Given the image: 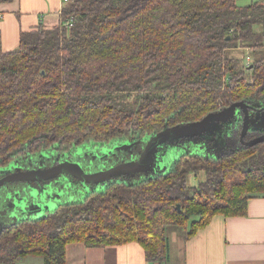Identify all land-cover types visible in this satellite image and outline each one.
Segmentation results:
<instances>
[{"label": "trees", "instance_id": "1", "mask_svg": "<svg viewBox=\"0 0 264 264\" xmlns=\"http://www.w3.org/2000/svg\"><path fill=\"white\" fill-rule=\"evenodd\" d=\"M62 20L23 32L16 49L0 54V167L56 148L139 143L236 102L264 106V54L250 65L229 55L238 46L263 52L264 3L72 0ZM241 130L239 119L238 145L224 155L180 151L161 175L113 182L9 224L0 232V264L29 256L67 264L71 243L132 242L148 262L166 263L170 230L190 238L217 215L246 216L249 200L264 196V141L244 146ZM202 172L204 180L188 183Z\"/></svg>", "mask_w": 264, "mask_h": 264}, {"label": "crops", "instance_id": "2", "mask_svg": "<svg viewBox=\"0 0 264 264\" xmlns=\"http://www.w3.org/2000/svg\"><path fill=\"white\" fill-rule=\"evenodd\" d=\"M71 1L0 2V54L16 49L23 32L59 28L63 9ZM170 232L166 263L148 262L143 247L132 242L106 247L71 243L67 245V264H264V196L249 200L246 216L217 215L190 238H185V230ZM26 261L44 264L40 256H29L22 263Z\"/></svg>", "mask_w": 264, "mask_h": 264}, {"label": "water", "instance_id": "3", "mask_svg": "<svg viewBox=\"0 0 264 264\" xmlns=\"http://www.w3.org/2000/svg\"><path fill=\"white\" fill-rule=\"evenodd\" d=\"M239 119L242 120L240 140L244 146H252L264 141V106L254 107L245 102H236L227 108L205 116L200 121L166 127L163 131L149 136L142 141L145 144L139 151L137 159L121 158L119 161L115 159L108 166L95 165L96 161H93L94 163L92 162L90 167L94 169L89 167L91 170H86L81 162L73 161V159H63L59 162L55 161L52 165H46L45 158L53 159L48 154H42L41 166L37 168L32 167L34 158L28 161H15L8 167H0V203H4L1 199L4 198L7 203L6 211L10 213V216H16L19 211H28L37 197L45 196V191L48 190L46 188L52 189L54 183L88 184L94 185L95 189L104 185L108 186L113 182H122L120 179L123 178L148 174L153 169L157 152H160L162 148L182 145L186 141L196 140L195 137L202 135L212 136L217 133L214 131L217 124L232 123V131L228 136L229 140L233 141L235 125ZM252 132H257L259 135L251 140H246ZM142 142H136V145L142 144ZM118 145L121 144H115V149H104L103 152L114 156L118 152L116 150ZM94 158L104 160L108 157L97 153ZM30 165L31 167H29ZM64 178L67 179L63 180ZM10 185L14 186L12 188L14 192L11 189L8 190ZM178 208L180 209V206ZM2 218L3 212L0 211V223Z\"/></svg>", "mask_w": 264, "mask_h": 264}, {"label": "rangeland", "instance_id": "4", "mask_svg": "<svg viewBox=\"0 0 264 264\" xmlns=\"http://www.w3.org/2000/svg\"><path fill=\"white\" fill-rule=\"evenodd\" d=\"M254 0H238V5L239 6H248L252 4ZM255 2H260L264 3V0H257ZM264 54L263 52L256 51L253 47H242L238 46L237 48H233L229 50V55L231 57L236 58L238 61H240V64L242 65V62L246 63V65H249L247 63V57L249 56L252 60L255 58H258L260 55ZM215 133L212 136H198L195 137L196 140L200 138H205L203 141L204 145H194L192 141H186L182 146L181 145H176L175 147L173 146H168L165 148H162L160 152H157V157L155 160V164L153 166V169L150 173L148 174H138L136 176L128 177L127 179L123 178L120 179L123 183L125 184H134L136 182H139L141 180L150 178V177H156L158 175L163 174L164 172L167 171V169L170 167L172 160L177 156V154L181 153L182 151L184 152L185 150L189 152H198V153H203L206 155H213L215 157L224 155L228 153L229 151L235 149L238 145L236 144L235 140L230 141L228 134L232 131V123H222V124H217L216 127L214 128ZM207 139V140H206ZM193 140V139H192ZM196 140H193L194 142ZM121 145H118V153H124L126 154L125 158L127 159H137L139 157V151L144 147V142L142 144L136 145V142H129V143H120ZM90 145V146H89ZM86 146V145H85ZM114 147L115 144L110 145V147ZM181 146V147H180ZM81 148L78 149L77 153L74 154L73 161H79L81 162L84 166L88 165L90 160L97 161L98 158H94L93 155H91V152L98 153L105 147L103 146H98V147H93L91 144H87V147L84 148V146H80ZM107 148V147H106ZM53 150L52 153H48L51 155L50 158H54L56 156L62 157L60 152L57 150ZM115 149V148H114ZM75 150V149H73ZM181 151V152H180ZM86 152V153H85ZM111 153V152H110ZM72 154V151H71ZM65 156V155H63ZM106 158L107 161H115V159H111V157L108 154L103 155ZM67 158V156L62 157V159ZM68 159V158H67ZM87 170V169H86ZM67 178H64L63 180H66ZM205 179V174L204 172L199 174V179L196 177L195 174H190L189 175V180L188 183L190 185H196L200 180ZM60 183V182H59ZM94 185H88V184H81V183H60V184H55L52 187V189H48L45 191V196L42 197H37V200L34 201V204L31 205L30 209L28 211H19L17 212L16 216H10V213L6 211V209H3V218L0 223V230L4 229L11 223H18L23 219H37L43 217L45 214V211H53L56 207L63 203H70V202H77L82 200L84 197L88 196L91 192L94 191H102L107 187V185L96 187L94 189ZM14 186H9V188H13ZM10 190V189H8ZM27 195H29V192H27ZM4 199V198H1ZM2 209V208H1ZM32 213L34 216H32ZM42 213V214H41ZM39 215V216H35ZM32 216V217H31ZM189 228H187L188 230ZM183 230L182 228H173L171 230V234L173 232ZM31 258H34L35 256H30ZM42 258V257H41ZM29 261V260H28ZM28 261L22 264H30Z\"/></svg>", "mask_w": 264, "mask_h": 264}, {"label": "flooded vegetation", "instance_id": "5", "mask_svg": "<svg viewBox=\"0 0 264 264\" xmlns=\"http://www.w3.org/2000/svg\"><path fill=\"white\" fill-rule=\"evenodd\" d=\"M247 140V139H246ZM90 146V145H89ZM87 147V145L84 147V148H86ZM93 147H98V146H96V145H93ZM103 147H105L104 149H109V150H111L112 148H114V147H110V148H108L109 146H103ZM107 147V148H106ZM79 148H81V147H77V148H73V149H75V150H73V149H71V150H69V151H66V152H60L59 154H61L62 155V157H65V156H67V158L68 159H73L74 158V154H76L77 153V151H78V149ZM104 149H102L101 151H99L98 153L100 154V155H105V153L103 152V150ZM71 151H72V154H71ZM53 151H51V152H44V153H41V154H39L38 156H35L34 157V160H33V166L32 167H35V168H37V167H40L41 166V163H40V160L42 159V154H48V153H52ZM86 153V152H85ZM95 154H97V153H95L94 151L93 152H91V155H95ZM113 154V153H112ZM49 155V154H48ZM63 155H65V156H63ZM125 156H126V154H125V152L122 154V153H118L117 152V154H115L114 156H112V155H110V157H111V159H112V157H113V159H116V160H120L121 158L123 159V158H125ZM62 157H58V156H56V157H54L53 159H47V158H45V164L46 165H52L55 161H57V162H59V160H63L62 159ZM44 158V157H43ZM67 158H64V160L65 159H67ZM31 158H29V159H27L26 161H28V160H30ZM25 161V162H26ZM93 162V160H90V162H89V164L88 165H86L85 166V169H87V170H91L90 168H92V167H90V165H91V163ZM113 162V160L111 161H107L106 159H104V160H101L100 158H98V160L96 161V164L95 165H110L109 163H112ZM27 163V162H26ZM25 163V164H26ZM94 163V162H93ZM24 164V165H25ZM9 166V165H8ZM8 166H6V167H8ZM29 167H31V165L29 166ZM90 167V168H89ZM92 169H94V168H92ZM9 189H11V188H9ZM14 189H11V191H13ZM14 192V191H13ZM14 194V193H13ZM4 203H0V211L2 212L3 211V209H6L7 207H6V205H7V203H5V199H3L2 200ZM2 208V209H1ZM30 219V218H29ZM24 220V219H23ZM22 221V220H21ZM2 231V230H1Z\"/></svg>", "mask_w": 264, "mask_h": 264}, {"label": "built area", "instance_id": "6", "mask_svg": "<svg viewBox=\"0 0 264 264\" xmlns=\"http://www.w3.org/2000/svg\"><path fill=\"white\" fill-rule=\"evenodd\" d=\"M65 1H68V0H65ZM1 17V16H0ZM72 24H73V20L71 19L70 21H68L67 23H66V25L67 26H72ZM247 63L250 65V63H251V58L248 56L247 57Z\"/></svg>", "mask_w": 264, "mask_h": 264}, {"label": "bare ground", "instance_id": "7", "mask_svg": "<svg viewBox=\"0 0 264 264\" xmlns=\"http://www.w3.org/2000/svg\"><path fill=\"white\" fill-rule=\"evenodd\" d=\"M69 21V20H68Z\"/></svg>", "mask_w": 264, "mask_h": 264}]
</instances>
